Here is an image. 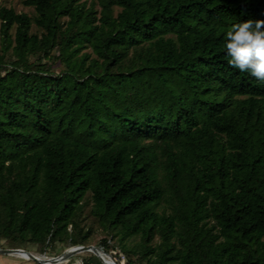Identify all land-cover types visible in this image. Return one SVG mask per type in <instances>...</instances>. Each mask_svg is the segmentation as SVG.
I'll list each match as a JSON object with an SVG mask.
<instances>
[{
  "label": "trees",
  "instance_id": "16d2710c",
  "mask_svg": "<svg viewBox=\"0 0 264 264\" xmlns=\"http://www.w3.org/2000/svg\"><path fill=\"white\" fill-rule=\"evenodd\" d=\"M21 3L0 6V240L88 245V195L126 264H264V82L224 46L264 0Z\"/></svg>",
  "mask_w": 264,
  "mask_h": 264
},
{
  "label": "clouds",
  "instance_id": "9594fccd",
  "mask_svg": "<svg viewBox=\"0 0 264 264\" xmlns=\"http://www.w3.org/2000/svg\"><path fill=\"white\" fill-rule=\"evenodd\" d=\"M224 39L228 66L264 82V20L234 24Z\"/></svg>",
  "mask_w": 264,
  "mask_h": 264
},
{
  "label": "rangeland",
  "instance_id": "374dc122",
  "mask_svg": "<svg viewBox=\"0 0 264 264\" xmlns=\"http://www.w3.org/2000/svg\"><path fill=\"white\" fill-rule=\"evenodd\" d=\"M88 3H95V7L99 10V6L97 4V0H87ZM0 6H3L5 8H11L13 9L16 13L23 12L28 14L29 16L34 15V11L32 8L24 7L21 3V0H0ZM36 31V29L33 27L32 32ZM14 30L11 31L13 34ZM54 68H57L55 65ZM90 209H91V202L89 199V196L87 195V199L84 203L83 209H82V218L83 222L80 224L83 231H87L88 229L91 230V236L88 239V245H93L97 248H101V240L104 238H110L109 234L105 233L101 225L90 215ZM117 238H114L113 240H109L108 245L111 247L112 245L117 246ZM136 242H138L137 239H131L128 242V245H133ZM9 246H7L6 241L0 240V249H7ZM70 247H66L63 244H57L54 248H50L48 252H45V256L47 257H53L61 254L63 251L68 249ZM22 250L29 252V253H34L36 254L35 256L39 257L43 256L41 253L40 249L38 246L35 245H26L21 247ZM119 249V248H118ZM108 253V252H106ZM88 260L89 263L92 264H101L97 258L89 252H84L75 255L72 257V260ZM0 264H37L33 261L27 260L26 258H22L20 256H7V255H0Z\"/></svg>",
  "mask_w": 264,
  "mask_h": 264
},
{
  "label": "water",
  "instance_id": "95a60500",
  "mask_svg": "<svg viewBox=\"0 0 264 264\" xmlns=\"http://www.w3.org/2000/svg\"><path fill=\"white\" fill-rule=\"evenodd\" d=\"M84 252L92 253L101 264H109L108 261L105 260V258L103 257V255H107V254L102 253L99 248L93 245L73 246L66 249L57 256L48 257V258L44 257V255L38 258L34 254L26 252L22 249H13V248L0 249V255H7V256L21 255L27 257V260L33 261L37 264H58L70 260L75 255Z\"/></svg>",
  "mask_w": 264,
  "mask_h": 264
},
{
  "label": "built area",
  "instance_id": "2783aa9c",
  "mask_svg": "<svg viewBox=\"0 0 264 264\" xmlns=\"http://www.w3.org/2000/svg\"><path fill=\"white\" fill-rule=\"evenodd\" d=\"M100 250L102 253L109 255V256L103 255V257L105 258V260L108 261L109 264H126L125 256L120 251L113 249L110 252L106 253L103 251L102 248H100ZM43 255H44V257H47V256H45V254H43ZM58 264H84V262L81 259H79V260H75L73 262H70V260H67V261H64V262H61ZM90 264H92V263H90Z\"/></svg>",
  "mask_w": 264,
  "mask_h": 264
},
{
  "label": "bare ground",
  "instance_id": "6f19581e",
  "mask_svg": "<svg viewBox=\"0 0 264 264\" xmlns=\"http://www.w3.org/2000/svg\"><path fill=\"white\" fill-rule=\"evenodd\" d=\"M14 256H20V257H22V258H26L27 259V257H25V256H21V255H14ZM39 258V257H38Z\"/></svg>",
  "mask_w": 264,
  "mask_h": 264
},
{
  "label": "crops",
  "instance_id": "0c3cea01",
  "mask_svg": "<svg viewBox=\"0 0 264 264\" xmlns=\"http://www.w3.org/2000/svg\"><path fill=\"white\" fill-rule=\"evenodd\" d=\"M32 254H34V253H32ZM36 255V254H35Z\"/></svg>",
  "mask_w": 264,
  "mask_h": 264
}]
</instances>
